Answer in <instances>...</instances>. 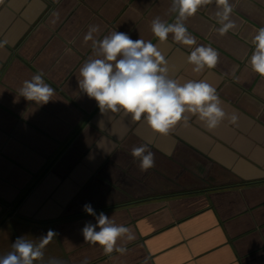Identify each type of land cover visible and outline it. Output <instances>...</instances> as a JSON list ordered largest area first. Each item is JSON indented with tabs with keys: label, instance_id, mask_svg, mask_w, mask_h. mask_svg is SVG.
I'll return each mask as SVG.
<instances>
[{
	"label": "crops",
	"instance_id": "crops-1",
	"mask_svg": "<svg viewBox=\"0 0 264 264\" xmlns=\"http://www.w3.org/2000/svg\"><path fill=\"white\" fill-rule=\"evenodd\" d=\"M230 4L234 30L219 34L213 0L186 21L197 44L185 46L151 31L154 17L173 20L171 0H0V255L51 229L45 261L264 264V77L249 64L264 0ZM92 25L97 39L116 30L152 40L172 78L216 88L225 119L210 131L186 113L165 135L123 112L101 114L78 85ZM201 44L219 59L195 73L188 56ZM38 73L55 89L47 104L19 95ZM141 145L155 156L147 171L131 155ZM85 204L130 229L133 239L117 242L124 253L85 242L82 228L95 223Z\"/></svg>",
	"mask_w": 264,
	"mask_h": 264
},
{
	"label": "clouds",
	"instance_id": "clouds-1",
	"mask_svg": "<svg viewBox=\"0 0 264 264\" xmlns=\"http://www.w3.org/2000/svg\"><path fill=\"white\" fill-rule=\"evenodd\" d=\"M213 0H171L169 12L174 14L172 21L153 18L151 31L159 41L164 42L171 34L172 39L185 46L197 44L189 32L186 21L194 16L204 5ZM217 5L215 17L221 27L220 35L234 30L237 25L231 19L230 0H214ZM98 25L89 27L85 41L92 42L93 56L88 58L79 69V89L94 99L101 114L123 112L132 121L142 119L159 134H168L181 121H188L186 113L195 115L208 130L217 128L225 119L226 113L221 107L222 101L215 87L205 80H188L181 83L169 75L168 60L152 40H133L128 33L112 31L102 39H97ZM7 41H0L3 47ZM254 51L250 57L251 69L264 77V27H260L251 40ZM219 59L218 52L209 46L198 45L188 56V63L195 73H201L207 67L215 68ZM19 95L37 104H47L55 95V89L46 83L43 74L38 73L25 80L19 88ZM237 117L231 116L235 124ZM134 159L139 160L141 171L155 166V156L147 145L134 147L131 151ZM83 210L94 217L95 223L87 222L82 228L85 242L99 245L105 254L113 251L124 253V247L117 242L127 236L133 239L130 229L117 224L104 212L99 214L91 204H85ZM58 235L49 229L38 239L17 237L11 244V250L0 255V264H64L62 260L49 258L45 261V247Z\"/></svg>",
	"mask_w": 264,
	"mask_h": 264
},
{
	"label": "water",
	"instance_id": "water-1",
	"mask_svg": "<svg viewBox=\"0 0 264 264\" xmlns=\"http://www.w3.org/2000/svg\"><path fill=\"white\" fill-rule=\"evenodd\" d=\"M40 177V175L37 177V178H39ZM37 180V179H36ZM10 215V212L9 213H7L6 214V216L4 217V218H6L7 216H9Z\"/></svg>",
	"mask_w": 264,
	"mask_h": 264
}]
</instances>
